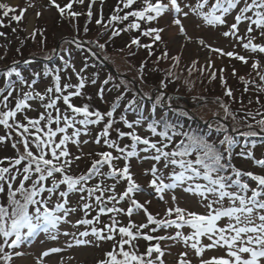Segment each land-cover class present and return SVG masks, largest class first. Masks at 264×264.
<instances>
[{
    "label": "snow or ice",
    "instance_id": "snow-or-ice-1",
    "mask_svg": "<svg viewBox=\"0 0 264 264\" xmlns=\"http://www.w3.org/2000/svg\"><path fill=\"white\" fill-rule=\"evenodd\" d=\"M51 2L58 8L61 15L65 13V9L70 10L72 8L71 2L64 7L55 4V0H51ZM78 2L83 4L84 0H78ZM134 2L135 0H125L124 7L128 8ZM208 2L209 0H197L195 6L185 4L184 7L188 8L189 11H184L179 0H168L167 3H164L163 0H156V3H152L151 0H144V7L141 10L128 12L123 17L114 15L110 18V21L126 20L129 16H134L138 20L151 22L165 12L173 11L176 14L173 23L179 26L181 34L186 35L184 25L179 18L180 14L187 18L189 12H191L200 16L205 23L218 26L226 24L225 17L242 4L234 17L235 22L230 25L229 31L224 32L223 35L225 37L232 36L241 41L242 47L245 50L252 53H264V44L253 43L255 37L251 35L254 31L258 30L260 36L264 37V0H250V2L249 0H215L211 8L207 12H204L203 9L208 5ZM0 10H3L2 14L5 17L17 11L16 8L7 3H0ZM25 11L26 9H21L20 15H12L11 19L19 22ZM37 15L39 16V13ZM79 15L81 13L69 12V16L71 17ZM91 15V5H89L88 16L91 17ZM245 22L247 23V42H243L244 37L238 35L239 26ZM100 23L101 21L97 20V24ZM0 24H2V21H0ZM130 27L139 29L140 24L133 23ZM162 31L163 29L149 28L142 34L144 36L155 34L154 41H159L161 40L160 32ZM117 34V32H113V35ZM0 35H3V33H0ZM199 43L201 46L209 48L211 52L233 57L244 64L248 63L246 57L234 52L225 53L222 49L211 48L210 45H206L203 39ZM132 44L151 48V45H140L137 39H133ZM98 46L104 48L103 44ZM149 54L151 55V52ZM161 58H168L167 51L162 54ZM171 59L178 64L180 57L174 56ZM195 63L193 61V66ZM211 67L212 65L209 63L208 68ZM251 68L256 71L260 81L264 82V73L259 71L260 62L253 61ZM204 70L206 69H202L201 71ZM11 71L14 70H10L8 75H11ZM189 71L191 72V69ZM222 71L223 69H221ZM233 74L235 75V71ZM211 75L215 79L216 74L214 71ZM54 79V89L48 88L44 94L25 92L23 98L17 100L13 109L8 108V100L12 96L14 89L8 90L7 95L3 96V100L0 101V104L5 109L4 111H0V125L8 130L7 136H0V143L11 139L13 132L15 136L19 137L12 144V147L17 150L16 157H6L4 160H0V193L5 192L6 185L9 201L7 207L0 204V238L3 241L0 243V262L11 264L13 253L5 249L17 248L25 241L31 239L37 234V230L41 228V225H43L42 230L45 233H49L50 229H55L58 222L62 219L60 215H57L58 212L63 211L66 214L69 211H75V209H69L67 205L69 204V196L73 193H78L81 201H88L82 204L85 216L93 208V202L98 208L97 215L91 220L85 218L77 221L78 225H92L90 232L86 230L81 232L80 236L88 237L92 235L97 241L115 242L112 250L105 253V259L100 260L99 264H164L162 259L164 251L161 249L158 241L166 239L177 242L182 241L186 247L193 249L198 257H202L206 249H226V256L212 257L209 260L201 259L200 264H264V175L243 172L235 168L213 146L209 145L202 138L189 135L188 133H180L187 137L189 141L187 144L181 141L176 148L167 151L166 149H168L172 137L177 135V133L173 129L170 135L169 125L163 120L149 124L148 128L153 135L160 136L167 143L158 144L157 142H152L150 139L142 138L135 131L125 133L117 129L120 139H123L125 136L131 138L132 150L129 151L128 145L122 148L115 140L108 138L110 136V129L114 123L112 119H109L105 124L102 132L98 134L95 143L99 144L101 138H104V144L120 155L114 156L111 151L99 152L96 154L99 159L93 160L91 167L86 173H82L79 176L70 175L69 170L74 160H79L81 157L71 156L67 147L68 143L71 142L79 146L81 143L79 137L82 129L86 135L89 125L101 123L105 115L111 118L115 107L106 114L101 113L99 110L90 111L88 105L77 107L71 103V97L80 95L79 89L84 87L83 77H80L77 91L70 92L67 95H63V92L72 86L65 84L61 88V77L56 75ZM241 80L243 81L244 78L241 77ZM33 83L35 82L33 81ZM244 83L247 85L250 82L244 81ZM251 83H255V81H251ZM3 91V89H0V95L3 94ZM53 91L57 94L54 98L49 95ZM245 91H248L247 86L245 87ZM258 91L264 92V84L258 85ZM225 95L231 97V90L226 91ZM33 99H39L46 111L35 119L25 116L24 120L26 123L21 122L17 119V114L26 109H31L29 101ZM45 99H47V103H44ZM60 99H63L64 104L71 110V116L67 113L61 114L60 109L57 107V102ZM162 100L163 95L156 97V103H160ZM257 103H259V100H257ZM48 109L54 110L56 114L53 115V112L47 111ZM257 114L261 115V113ZM77 117L82 118L77 119ZM121 119L124 120L125 125L129 129H133V123L128 122L124 117H121ZM136 123L138 124L139 121H136ZM53 124L56 125L55 128L52 127ZM77 124L81 128H77ZM159 124H163V131H157ZM256 124L264 132V119L256 121ZM251 127L252 125H249V128ZM69 128L73 129L71 136L68 135ZM58 134L60 135L57 141ZM243 135L256 136L258 133L250 131ZM83 143H87V141ZM224 143H227L230 149L235 141L232 137L225 136L224 140L221 141V144ZM138 144L145 145L141 151H153L155 153V155L145 157V159L151 158L157 163L163 160L165 167L173 165L181 169L178 173L174 172L172 174L170 177L171 183L164 182V178L159 175V169L155 164L150 170H145V175L150 173L152 176L149 186L154 188L156 193L161 194L160 198L163 199L162 193L166 190L175 189L178 184L188 182L189 186L185 189L186 191L198 195L202 201H208L205 205L208 209L207 215L191 212L177 205L167 209L165 213V216L168 217L167 219H156L147 211L144 204L132 198L136 192L142 190L133 179V174L130 171L128 163L130 158L138 156L136 150ZM21 145L23 148L22 152L19 148ZM33 148L35 151H33ZM193 152L196 153L194 160L189 159ZM240 155L252 159L256 165L264 168V158L256 159L251 150H242ZM121 159L125 162L123 168L114 164V161ZM5 161L8 162V166H3ZM105 166L108 168V172L106 173L101 171ZM57 174H59V179L56 178ZM244 176L255 181L256 186L250 187L249 183L242 179ZM95 177H101V180L89 186V181ZM18 179L19 184L14 187ZM49 179L52 181L51 186L47 184ZM105 179H111L115 183L111 185L105 184ZM122 180L127 183V188L122 193H117L116 186ZM197 180H203L205 183H198L196 182ZM29 181H31L30 185L27 183ZM61 185L66 186L64 190H61ZM232 189L235 190L233 191ZM249 192H251V195H248ZM44 193L48 194L47 198L44 197ZM53 196L58 197V202L54 209L48 206ZM209 197H213V199H209ZM126 198L130 201V206L127 210L116 206ZM175 199L176 197L173 196V201ZM225 200L229 201L227 207L223 204ZM109 203L113 206L108 207ZM145 203H150V201H145ZM217 205L219 206L217 207ZM139 209L144 210L147 223L137 225L129 219L127 226H119V221L115 216H112L110 217L111 222L105 224L103 228L94 226L100 222V215L102 214L123 213L130 218L134 211ZM173 216L175 219L171 218ZM223 218H226L228 222L223 227L218 226V222ZM150 225L156 226L151 228L152 232H156L161 227H175L177 231L174 236H153L143 232V229L149 228ZM185 226L193 230L189 235H184L180 231ZM65 235H68V233H65ZM117 235L120 237L119 240H116ZM201 237H207L210 243L207 245L202 244ZM140 238L146 241L155 240L157 243L154 245L150 244L144 254H137V251L134 250L133 242ZM51 239L55 240L57 236L53 234L51 235ZM76 243L78 245L88 244L91 241L78 239ZM125 245L128 246V250L125 249ZM71 246L69 245V247ZM61 251L62 249L60 248H52L43 252L37 260V264H42L43 258L49 256L51 253ZM154 253L157 254L155 259H153ZM15 255L19 256L22 253L16 252ZM180 256L181 259L178 261V264H191L190 261L184 259L187 256L186 252L181 253Z\"/></svg>",
    "mask_w": 264,
    "mask_h": 264
},
{
    "label": "rangeland",
    "instance_id": "rangeland-1",
    "mask_svg": "<svg viewBox=\"0 0 264 264\" xmlns=\"http://www.w3.org/2000/svg\"><path fill=\"white\" fill-rule=\"evenodd\" d=\"M67 1L72 3V8L70 10L65 9V13L61 15L58 8L55 7L51 0H0V3H7L16 8L17 11L14 13H18L21 9H26L22 19L19 22L16 21L15 28L10 29V34L0 27V33L4 34L0 35V57L5 60V62H2L3 66L7 64L6 59L11 60L12 64L15 63V65L23 64L28 58H36L37 60L46 59L47 62H50L54 59L53 57L58 55L59 44L62 42L63 37H67L69 33H71V35H73L72 37H75L76 43L88 48L97 58L104 60L111 70L113 69L117 77H119L121 84L127 85L129 88H133L147 96L151 95L152 98L163 95L162 103H169L186 109L191 114L206 120V122L214 121V119L223 120L221 117L223 116L230 123L239 121L243 124L247 123L248 125H252V128H260V126L256 124V121L264 119V92L258 91V93H262V101H259L258 106L243 101V108L238 107V101H234L235 97L233 95L231 97L225 95L226 90L224 86L231 83L230 70L236 71L238 74L244 75L245 77L252 72L251 76H256L257 74L254 72L255 70L251 68V64L253 61H259V71L264 73V53H252L245 50L242 47L241 41H238L232 36L225 37L223 35L224 32L229 31L230 25L235 22L234 17L242 4L225 17L226 24L218 26L205 23L200 16L191 12H189L187 18L180 14L179 18L186 30V35H184L181 34L179 26L173 23V20L176 18V14L173 11L165 12L151 22L138 20L134 16H129L128 19L121 20L127 25V27L122 26V28L119 27L115 21H110L109 15H116L117 13L115 10H110L112 7L111 5L114 4L115 1L119 4L118 6H122L121 8L124 9L125 15L128 12H132L136 7H144V0H135L128 8L124 7L125 0H94V2L93 0H84L83 4L79 3L78 0H55V4L64 7L67 5ZM151 2L156 3V0H151ZM163 2L167 3L168 0H163ZM179 2L184 11H189L184 5L188 4L195 6L197 0H179ZM214 3L215 0H209L208 5L203 11L207 12ZM89 5H91V17L88 16ZM118 6H114L116 10L120 8ZM70 11L81 13V15L71 17L69 16ZM37 13H39V16ZM249 15H251V13H249ZM0 19L4 20L5 17L0 16ZM97 20H100L101 23L97 24ZM131 21H134L133 23H140V29H136L135 31L134 28H131L130 25L133 24ZM21 28L23 31H21ZM123 28H125V30L131 29L134 36L139 34V32L143 33L149 28L163 29V31L160 32L161 40L159 41H154L155 34L141 37L139 43L151 45L150 49L145 47V50H143L144 48L141 46L132 44L130 34ZM85 29H87V31H85ZM246 29V22L239 26L238 35L244 37L243 42H247ZM113 32H117L118 34L113 35ZM22 34L30 37L31 40L28 38V41H30L32 45V50L30 49L31 53H29V56L17 58L16 55L15 58V54L20 53L19 50L24 46L20 39ZM251 35L255 37L253 43L264 44V37L260 36L258 30L254 31ZM201 39L205 41L206 45H210L211 48L222 49L225 53L234 52L246 57L248 63H243V66H240L237 62L234 63L238 60L233 57L222 56L220 53L211 52L209 48L200 45L199 41ZM53 41H55V43H52ZM100 44H103L104 48H100L98 46ZM165 51L168 53L167 59L161 58ZM150 52L151 55L149 54ZM174 56L180 57L178 64L171 59ZM193 61L196 62L194 66ZM209 63L212 65L211 68H208ZM27 64L30 63L24 64V67ZM58 65L60 64L55 63V66ZM80 65L77 59L74 58L71 59L67 66H60V68L54 72L55 76L59 75L61 77V88H63L65 84L72 86L63 92L64 95L77 91L80 77H83V79L86 78L83 75V69L81 70ZM190 69L191 72L189 71ZM202 69L206 70L201 71ZM221 69H223L222 72ZM213 71L216 74L215 79H213L211 75ZM224 72L229 77L227 80L226 74L224 76ZM5 75L6 74L0 77V89L4 90L3 94L0 95V101L3 100V96L7 95L8 90L14 89L12 96L9 97L8 100L9 109L15 107L17 100L23 98L25 92H31L33 94L39 92L44 94L48 88L54 89L55 87L54 77L39 76V78H35V76L31 74L16 76L14 80H9V84L3 85ZM171 76L175 77V79L169 83V78H171ZM178 78L182 80H177ZM244 80L246 79L244 78ZM256 80L259 85L264 84V82L260 81L259 76H257ZM33 81L35 83H33ZM182 81L186 83V85L181 84L180 82ZM96 83L95 81L94 84H91L92 86L84 84V87L79 89L80 95L71 97V103L77 107L88 105L90 111L99 110L101 113L106 114L112 104V98H108V95L102 98L101 93L98 94L97 91L98 89L100 90V88L95 87ZM29 85H31V87H29ZM118 87L119 86L116 88ZM249 93L252 96L254 95L252 91H249ZM49 95L54 98L57 94L53 91V93ZM169 98L171 99L169 100ZM243 100H246V98H243ZM44 103H47V99H45ZM29 104L31 105V109H26L17 114V119L21 122L25 121V116L35 119L46 111L39 99L30 100ZM251 105L254 107L250 109ZM57 107L60 109L62 115L64 113H67L69 116L72 115L71 110L64 105L62 99L57 102ZM237 109H243L242 116H238V113L234 112ZM4 110L2 104H0V111ZM47 111L56 114L52 109H48ZM249 113H251V115H249ZM257 113H261V115ZM113 114L111 118L105 115L104 120L97 125H89L86 135L82 129L79 137L81 141L79 146L71 142L68 143L67 147L71 156L81 157L79 160H74L69 170L70 175L79 176L82 173H86L91 167L93 160L99 159L96 155L99 152L111 151L114 156L120 155L104 144V138H101L99 144L95 143L98 134L102 132L109 119H112L114 123L110 129V136L108 138L110 140H115L122 148L128 145L129 151L132 150L131 138L125 136L123 139H120L117 129L125 133L135 131V133L142 138L150 139L152 142H157L158 144L167 143V141H163L160 136L153 135L146 123L139 122L137 124L135 119L125 116L124 118L128 122L133 123V129H129L125 125L124 120L121 119V114L119 116V111ZM253 117H255V119H253ZM80 118L82 117H77V119ZM105 120L107 121L103 125ZM223 121L225 122V120ZM227 124L226 122V125ZM53 125L56 127L55 124ZM61 126H63V124H61ZM76 127L81 128L79 124H77ZM72 132L73 129L69 128L68 135L71 136ZM7 134L8 130L0 125V136H7ZM59 135L60 134H58L56 138L57 141L59 140ZM18 139L19 137L15 136L13 132L11 139H7L4 143H0V149L5 148L6 155L10 153L9 156L14 154L16 157L17 150L12 147V144ZM84 141H87V143H83ZM172 143L171 140L168 149H166L167 151L173 150L174 147L176 148L175 145L174 147L172 146ZM144 147L145 145L138 144L136 149L138 156L132 157L128 161L133 179L142 189L136 192L132 198L148 205V212L153 210L158 211L161 214V219H167L168 217L165 216L167 209L177 205L188 211L207 215L208 209L205 205L208 201H202L201 197L198 195L186 191L185 189L189 186L188 182L178 184L175 189L166 190L162 193L163 199L160 198L161 194L156 193L155 189L149 186V181L152 179V176L150 173L145 175V170H150L155 164L159 169V175L164 178V182L171 183L172 180L170 177L172 174L174 172L178 173L181 169L173 165L165 167L163 160L157 163L151 158L145 159V157H151L155 155V153L153 151H141ZM19 148L22 152V145L19 146ZM33 151H35L34 148ZM253 151L258 157L264 151V147L256 146ZM5 154H0V160H4L6 157L10 158ZM124 163L122 159L114 161V164L120 168H123ZM240 165H242V167L252 168L255 172L258 171L264 174L263 168L256 165L251 159L243 158ZM3 166H8V162L5 161ZM101 171L105 173L108 172L107 166L102 168ZM56 178H60L59 174H57ZM100 180L101 177L93 178L89 181V186L98 183ZM18 182L19 179L15 182L14 187ZM196 182L205 183L203 180H197ZM104 183L111 185L115 183V181L105 179ZM126 188L127 183L122 180L117 184L116 192L122 193ZM47 195V193H44L45 198H47ZM4 196L6 197V190L0 195V199L5 200V198H2ZM173 196L176 197L175 201H173ZM209 199H213V197H209ZM53 201H58V197L53 196L51 201H49V208H55V205L52 204ZM145 201H150V203H145ZM85 202L88 201H81L78 193L71 194L67 207L69 209H75V211H69L66 214L63 211L58 212L57 215H60L62 219L58 222L55 229H50L49 233H45L42 230L43 225H41V228L37 230V234L22 243L19 247L14 249L6 248V251L13 253L11 264H37V260L41 257L42 253L52 248H60L62 251L51 253L49 256L44 257L42 264H97L98 261L104 259L106 251L113 248L115 242L97 241L92 235L88 237L80 236L81 232L86 230L90 232L91 227L82 224L78 225L77 221L85 218L91 220L98 212V208L93 202V208L89 210L88 215L85 216V211L82 207V204ZM223 204L227 207L229 201L225 200ZM107 206L112 207L113 205L109 203ZM116 206L127 210L130 206V201L126 198ZM218 206L219 205H217V207ZM112 216H115L119 221V226H127L129 219L137 225L147 223L144 210L139 209L134 211L130 218L123 213L102 214L100 215V222L96 223L97 228H103L105 224L110 223V217ZM171 218L175 219L174 216ZM227 222V219L223 218L218 222V226L223 227ZM148 229L150 228L143 229V232H149ZM133 231H135V229H133ZM176 231L177 229L175 227H161L158 228L156 232L152 233L155 236H174ZM180 231H182L184 235H189L193 230L185 226L180 229ZM65 233H68V235H65ZM53 234L57 236V239H51V235ZM78 239L91 241V243L78 245L76 243ZM119 239L120 237L117 235L116 240ZM145 242L144 239L140 238L133 243L134 245L136 243L143 246ZM158 243L164 251V256L162 257L164 264H178V261L181 259L180 254L184 252L187 253L184 259L190 261L191 264H200L201 259L209 260L212 257L226 256V249L223 248L206 249L202 257H198L195 251L190 247H186L182 241L177 242L175 240L166 239L158 241ZM201 243L207 245L210 241L207 237H201ZM69 245L72 246L69 247ZM125 249L128 250L127 245H125ZM16 252L22 253V255L17 256L15 255ZM156 255L155 253L153 254V259H155Z\"/></svg>",
    "mask_w": 264,
    "mask_h": 264
},
{
    "label": "trees",
    "instance_id": "trees-1",
    "mask_svg": "<svg viewBox=\"0 0 264 264\" xmlns=\"http://www.w3.org/2000/svg\"><path fill=\"white\" fill-rule=\"evenodd\" d=\"M69 2L70 1H67L66 4H69ZM118 5L119 4H117L115 1V3L111 5L112 7L110 8V10L112 9V10L117 11L115 16L123 17L124 9L121 8L122 7L121 5L120 6ZM114 6L116 7L118 6L120 8L116 10ZM141 8L143 7L141 6L136 7L133 9V11L140 10ZM0 11H1L0 16L5 17L2 14L3 10H0ZM12 15H20V11L18 13H10V15L8 17H5L4 20L0 19V21H2V24H0L1 29L5 30L9 34H10V29H14L15 28L14 26L16 23L15 20L11 19ZM112 16L114 15H109L110 18ZM115 22L121 28L122 26L127 27L125 22H122L121 20H115ZM133 22L134 21H131V23ZM125 28L123 29L125 30ZM21 31H23L22 28H21ZM125 31L130 34L131 40L135 38L139 40L141 37H144V35L140 32L139 34L134 36L133 31L131 29H126ZM72 36L73 35L69 33L67 37H63L62 42L59 44L58 55L56 57H53L54 59L50 62H47L46 59L37 60L36 58H28L26 61L23 62V64L15 65V63L12 64L11 60L6 59V63L8 65L6 64L5 66H3L2 62H5V60H3L2 57H0V77H3L4 74H6L3 80V85L9 84L11 79L14 80L16 76L17 77L26 76L27 74H31L35 76V78H39V76L55 77L54 72H56L57 69L60 68V66H64V65L67 66L69 62L71 61V59L76 58L77 61L81 64L80 68L81 70L83 69V75L86 77L84 79V84L88 86H92L91 84H94V82L96 81L97 83L95 84V87L100 88V90L99 89L97 90L98 94L101 93L102 98H105L106 95H108V98L109 97L112 98V104L109 108L112 110L113 107H115L114 112L118 113L119 111V116L121 114V117H125V116L132 117L136 121H139L141 123H146V125H149L153 122H160L161 120H163L169 125L170 135L173 129L177 133V135L172 137L173 147L174 145L177 147V145H179L181 141H184V143L187 144L189 142L187 137L184 135H181L180 133H188L189 135L202 138L209 145L213 146L216 150L221 152L224 156V159L230 165H233L235 168L243 172H253L254 174H257V175H264L258 171L255 172V170L252 168L242 167V165H240L243 158H245L240 155L242 150L243 151L251 150L254 153L253 150L255 149L256 146L264 147V132H262L260 128H252V127L249 128V125L247 123L243 124L239 121L230 123L223 116L221 117L223 120H225V122L219 119H214V121L212 120L211 122H206V120L196 115L191 114L188 110L182 109L179 106H175L169 103H162V102L156 103V98H152L151 95L147 96L133 88H129L127 85L125 86L121 84V82L119 81V77H117L113 69L111 70L109 65L104 60L97 58L94 55V53L90 51L88 48L81 46L79 43H76L75 37H72ZM28 38L30 39L28 35H24V34L21 35L20 39L22 43L24 44V46H22L21 50H19L20 53L15 54V58H16V55H17V58L26 57L30 55L29 53H31L30 49L32 50V45L30 44V41H28ZM10 39H13V38H10ZM52 43H55V41H53ZM140 45H146V44L140 42ZM141 47L144 48L143 50H145V47L143 46ZM236 62L238 65L243 66L242 61L238 60V61H235L234 63ZM26 63H30V64H27L24 67V64ZM55 63L60 64L58 65L59 67L55 66ZM105 64H107L108 66ZM10 70H14V71H11V75H8ZM233 72H234L233 70L229 71L230 77H231L230 79L231 83H228L224 86L225 90L226 91H228L229 89L231 90L232 95L235 97L234 101H238L237 105L239 108H243L242 107L243 101L246 103H250L251 101L253 105L258 106L259 103H257V100H259L260 102L262 101V95H261L262 93H258V90H257L258 85H259L256 80L257 75L251 76V74L253 73L252 72L248 74L247 77H245L244 75L242 76L238 74L236 71L234 75ZM225 74L226 73L224 72V76ZM241 77L245 78L246 80L242 81ZM227 78L229 77L226 74V80ZM169 79H170L169 83H171V81H173L175 77L171 76V78ZM177 80L181 81L182 79L178 78ZM106 81L107 83H105ZM244 81H249L250 83L246 85ZM251 81H255V83H251ZM180 83L186 85V83H184L183 81ZM117 86L119 87L116 88ZM246 86L248 88V91H245ZM249 91H252L254 95L253 96L250 95ZM243 98H246V100H243ZM62 102H63V99H62ZM65 106L67 107V105ZM253 107L254 106L251 105L250 109ZM110 109L108 111H110ZM242 110L237 109L234 112L238 113V116L239 115L242 116L243 114ZM106 121L107 120L104 121L103 125L106 123ZM23 122L26 123V121H23ZM226 122L228 123L227 125H226ZM53 128H55L54 125H53ZM157 129L158 131H163L164 130L163 124H159ZM250 131H256L258 135L256 136L243 135L244 133H248ZM225 136H230L235 141V143L231 146L230 149L227 143L221 144V141L224 140ZM4 149H0V152L2 154H5L6 150ZM9 155L10 153L6 156H9ZM254 156L256 159L264 158V151L262 152L260 156L257 157L255 153H254ZM9 157L14 158L15 155L13 154L12 156H9ZM195 158H196V153L193 152L192 156L189 157V159L194 160ZM245 159H248V158H245ZM242 179L248 182L250 187L256 186L255 181H252L249 177L244 176L242 177ZM27 183L28 185H30L31 182H27ZM51 183L52 181H47L48 186H51ZM18 184L19 182L16 184V186H18ZM65 187L66 186L62 185L61 190H64ZM5 190H6V197L5 196L2 197V198H5V200L0 199V204L7 207L9 204V201H8L6 185H5ZM232 190L234 191L235 189H232ZM248 195H251V192H249ZM57 202L58 201H53L52 204L56 205ZM140 203L144 204L141 201ZM148 207H149L148 205H145V208L148 209ZM9 211H11V209H9ZM149 213H151L156 219H161L160 217L161 214L158 211L153 210V211H149ZM94 226L97 227L96 224ZM88 227H92V225H88ZM153 227H156V226L150 225L149 226L150 229H148L149 232H144V233L155 236L151 231V228ZM2 242H3L2 238H0V243ZM156 243L157 242L153 240V241H146L145 243H143V246H140L136 243L134 246H135V250L137 251V254H144L147 251V248L150 246V244L154 245ZM111 250L112 248L107 250L106 253ZM104 259H105V256H104ZM0 264H3V262H0ZM97 264H99V261L97 262Z\"/></svg>",
    "mask_w": 264,
    "mask_h": 264
}]
</instances>
